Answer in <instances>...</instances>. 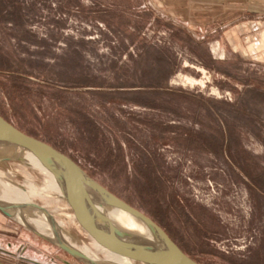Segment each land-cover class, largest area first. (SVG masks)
I'll return each instance as SVG.
<instances>
[{"label": "rangeland", "instance_id": "374dc122", "mask_svg": "<svg viewBox=\"0 0 264 264\" xmlns=\"http://www.w3.org/2000/svg\"><path fill=\"white\" fill-rule=\"evenodd\" d=\"M236 21L192 31L148 0H0V115L198 263L264 264V96L243 94L264 92V44ZM2 181L39 192L75 245L94 244L41 171L0 162V195Z\"/></svg>", "mask_w": 264, "mask_h": 264}, {"label": "water", "instance_id": "95a60500", "mask_svg": "<svg viewBox=\"0 0 264 264\" xmlns=\"http://www.w3.org/2000/svg\"><path fill=\"white\" fill-rule=\"evenodd\" d=\"M8 147L20 148L33 154L40 164L52 174L81 232L90 243L94 242L106 253L142 264H200L190 258L179 245H176L167 232L162 230L150 217H146L135 207L99 184L65 153L34 136H28L0 115V149ZM8 160L12 159L4 157L0 159V162ZM17 161L25 164L21 158ZM107 210H121L135 217L143 224L149 236L142 238L118 228L108 217ZM0 211L5 217L22 223L78 262L109 264L101 260H91L73 248L65 239V235L71 238L70 232L60 227L53 215L36 203L29 205L0 202ZM25 211L42 213L52 227L53 236L41 235L29 224L18 221L17 216L24 215Z\"/></svg>", "mask_w": 264, "mask_h": 264}, {"label": "crops", "instance_id": "0c3cea01", "mask_svg": "<svg viewBox=\"0 0 264 264\" xmlns=\"http://www.w3.org/2000/svg\"><path fill=\"white\" fill-rule=\"evenodd\" d=\"M148 4L163 17L192 31L212 24L234 23L239 18L236 22L241 20L253 29L245 42L256 40L258 45L264 44V0H148ZM250 47L249 53L255 54L257 49ZM0 264L83 263L0 211Z\"/></svg>", "mask_w": 264, "mask_h": 264}, {"label": "bare ground", "instance_id": "6f19581e", "mask_svg": "<svg viewBox=\"0 0 264 264\" xmlns=\"http://www.w3.org/2000/svg\"><path fill=\"white\" fill-rule=\"evenodd\" d=\"M0 152L6 153V156H4L6 158H11L13 160H17L18 158H21L24 161L25 164L29 165L32 168L35 167L36 169L41 171L45 176H48V178L51 180V184H50L51 186L50 187L55 192L58 193V197L61 200L62 199L64 200L62 192H60V190H59V186H58V184L56 182V179L52 176V174L48 170L45 169V167L42 164H40V162L37 160V158L33 154H31L29 152H26V151H24V150H22L20 148H13V147L0 149ZM32 171H34V170H32ZM2 185L4 187H6V190H5L4 193H2V195H0V202L1 203H9V204L24 203V204L31 205V204L35 203L33 201V197H36V196H34V195H37V196L40 195V193L35 191L34 189H33V191L32 190H26V189H17L15 187H13L12 185H10L6 181L5 182L2 181ZM29 191H31V192H29ZM64 203H65L66 207H69L66 204L65 200H64ZM42 207L45 210L49 211V209H47L45 206H42ZM61 210H60V213H61ZM33 213H35V215H37V218L32 219L30 217V213L28 211H25L24 215L17 216L16 219L18 221H22L23 223L29 224L34 230L36 229V231L38 233H40L41 235H44L46 237H52L53 236L52 227H51L50 223H48V221L45 219L43 214L40 213V212H37V211H34ZM106 213H107L108 217L112 220L114 225H116L118 228H121L122 230H124L126 232H130L133 235L134 234L138 235V236H140L142 238H147L149 236L148 231H146V229L143 226V224L140 223L135 217H131L130 215H128L126 212L121 211V210H119V211H117V210H107ZM66 215H67V217L70 220L73 221L74 225H76V227H78V229L81 231V228L79 227L76 219L74 217H72L69 212H67ZM53 217H54V215H53ZM54 219H55V217H54ZM56 221H57L58 225L63 228L62 224L60 223L61 220H59L60 222L58 221V219ZM69 230H71V229L69 228ZM74 230H76V229H74ZM65 239L70 243V245L73 248H75L76 250H79L80 252H82L84 255H86L91 260L100 261L101 259H100L99 255H98V253L102 252L103 254H105L104 261L105 262H109V264H142V263H139V262H136V261L134 262V261L122 258V257L118 258V257H116L114 255L109 254L108 252L106 253L100 247H98L95 243L94 244H89V245L84 244L83 246H79V245L77 246V245H75L72 242L71 238L68 235H65Z\"/></svg>", "mask_w": 264, "mask_h": 264}, {"label": "trees", "instance_id": "16d2710c", "mask_svg": "<svg viewBox=\"0 0 264 264\" xmlns=\"http://www.w3.org/2000/svg\"><path fill=\"white\" fill-rule=\"evenodd\" d=\"M260 90H259V88H257V89H254V90H250L249 88H245L244 89V92H243V94H256V95H261V96H264V92L263 91H261V92H259ZM258 93V94H257ZM203 100V102L207 105V106H210V103H213L211 100H207V99H202ZM225 105V104H224ZM214 106V105H213ZM227 106V110L229 111L228 113H226V114H231V113H233L232 111L234 110L235 111V113L237 114V113H244V112H248L250 115L246 118V119H248V120H250V122H257V121H260V116H259V114H256L255 113V115L254 114H252V113H254V112H252L251 110H249V109H245L244 111H241V112H236V111H238L239 109H238V106L236 105V103L235 104H231V103H229V104H227L226 105ZM216 108V107H215ZM217 109V108H216ZM221 109L220 108H218V111H220ZM229 130H230V132L232 131L231 129H230V127L228 128Z\"/></svg>", "mask_w": 264, "mask_h": 264}, {"label": "flooded vegetation", "instance_id": "af4514ba", "mask_svg": "<svg viewBox=\"0 0 264 264\" xmlns=\"http://www.w3.org/2000/svg\"><path fill=\"white\" fill-rule=\"evenodd\" d=\"M163 229H164V228H163ZM163 229H162V230H163ZM164 231H166V230L164 229ZM167 233H168V231H167ZM168 235L170 236V234H169V233H168ZM170 237H171V236H170ZM171 239H172V238H171ZM177 244H178V243H177ZM182 248H183V247H182ZM203 254H204V253H202V255H203Z\"/></svg>", "mask_w": 264, "mask_h": 264}]
</instances>
